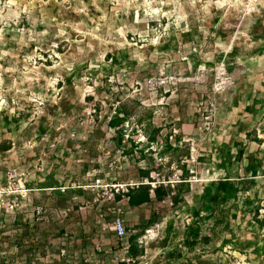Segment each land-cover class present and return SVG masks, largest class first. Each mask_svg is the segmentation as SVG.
<instances>
[{"label":"rangeland","instance_id":"obj_1","mask_svg":"<svg viewBox=\"0 0 264 264\" xmlns=\"http://www.w3.org/2000/svg\"><path fill=\"white\" fill-rule=\"evenodd\" d=\"M119 107L121 146L108 125ZM165 137L176 149L161 155ZM4 144L0 264H264V0H0ZM236 145L240 159L219 165ZM183 169L190 202L248 176L257 216L212 221L185 247L196 227L181 204L135 210L115 192L146 182L140 170L174 186ZM117 218L144 257L124 254Z\"/></svg>","mask_w":264,"mask_h":264},{"label":"trees","instance_id":"obj_2","mask_svg":"<svg viewBox=\"0 0 264 264\" xmlns=\"http://www.w3.org/2000/svg\"><path fill=\"white\" fill-rule=\"evenodd\" d=\"M128 113L122 110L120 107L117 108L114 116L109 120V127L116 133V142L119 146L124 143L125 130L124 124L127 122ZM142 127V132L147 140V146L159 145L160 132L158 128H153L151 124H147L139 120L137 122ZM152 128V131L149 132ZM245 130V128H241ZM247 133V132H246ZM248 136V134H247ZM253 141H259L257 137H254ZM133 143V140H131ZM137 145V142L134 141ZM239 145V144H238ZM132 147H135L134 145ZM130 151H134L133 148ZM1 151L6 152L11 149L10 144H4L0 146ZM176 148L172 147L168 139L165 137V148L160 151L161 155L166 154L169 151H175ZM216 153V152H215ZM217 161L219 165L226 166L232 164L234 161L240 159L241 153L238 151V147L234 149L221 148L216 153ZM247 171V170H246ZM183 175L179 182L174 186H164V184L156 185L154 188L151 183L153 180L148 171H139V175L146 181L142 182L137 188L131 189L127 194L128 205L130 207H139L145 203H149L152 200L157 202H163L166 199H171L173 206H177L183 203L185 200L183 196L191 192V186L188 182L189 172L183 169ZM252 176H256L255 171L252 172ZM252 182L248 178L239 179L238 177H226L214 182L208 183L203 192L196 199V205L193 210V225L195 229L190 228L186 233V238L183 239L185 247L194 246L197 243L196 236L201 226L207 225L212 221H226L236 220L239 214L243 213L245 209L250 208L253 205L251 194L253 192ZM258 208H255L254 216H257ZM154 221H151L149 225H153ZM264 227V224H262ZM193 229V230H192ZM168 230V229H167ZM169 233V232H167ZM138 237V236H137ZM137 237L132 238L130 244L129 253L136 255L137 248L135 242ZM223 243L228 244L230 240H224Z\"/></svg>","mask_w":264,"mask_h":264},{"label":"crops","instance_id":"obj_3","mask_svg":"<svg viewBox=\"0 0 264 264\" xmlns=\"http://www.w3.org/2000/svg\"><path fill=\"white\" fill-rule=\"evenodd\" d=\"M227 177H231V178H233V177H238L239 179H244V178H248V176L247 177H242V176H230V174H228V176ZM248 179H250V178H248ZM191 191H192V188H191ZM191 193V192H190ZM187 194H189V193H187ZM163 203V202H157V201H154V200H152L151 202H149V203H145V204H143V205H141V206H139V207H135V208H133V207H130V208H133V209H138L139 210V208H143V207H145V206H148V205H153V204H156V203ZM181 204V207L183 208V209H185L186 210V215L188 216V217H191L192 219H193V210H194V208H195V205H196V199H193L191 202L190 201H184L183 203H180ZM179 204V205H180ZM178 205V206H179ZM177 206V207H178ZM246 213H248L250 216H254V213H255V208H254V206L252 205V206H250V208H247V209H245V211H244V214H246ZM242 214V213H241ZM238 218H239V216H238ZM252 219V221H250V225L252 224V225H254V221H253V218H251ZM176 220L174 219L172 222H170V224H169V227H168V238H169V241L171 240V236L170 235H174V229L176 228ZM201 227H203V226H201ZM199 230H201V228L199 229ZM187 233V232H186ZM139 237V236H138ZM137 237V239H136V241H138L139 239H140V237L138 238ZM187 236H186V234L184 233V235H183V239H185ZM183 239H181V240H183ZM176 240H180V239H178V238H174V242L176 241ZM196 240H197V238H196ZM172 242V241H171ZM173 245H175L174 243H172ZM175 247V246H174ZM131 254V253H130ZM142 254H143V252H142ZM140 257H144L143 255H141V254H139L136 258H140ZM173 259H172V262L173 263H176V258H175V256L173 255V256H171Z\"/></svg>","mask_w":264,"mask_h":264},{"label":"built area","instance_id":"obj_4","mask_svg":"<svg viewBox=\"0 0 264 264\" xmlns=\"http://www.w3.org/2000/svg\"><path fill=\"white\" fill-rule=\"evenodd\" d=\"M96 183L99 185L101 182L100 180H97ZM140 184L125 185V186H120L119 188L115 187V192L117 194L121 193L123 194L124 197H126L131 189L137 188ZM151 185L153 188L156 186L154 183H151ZM127 201H128V198H127ZM113 231L116 236V239L122 244L124 254L127 255L129 253L130 243H129V237H128V232H127L125 222L122 219L117 218L113 222ZM147 233H150V231H147Z\"/></svg>","mask_w":264,"mask_h":264}]
</instances>
